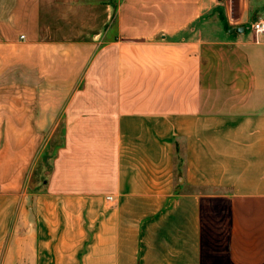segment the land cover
<instances>
[{
	"label": "crops",
	"instance_id": "obj_1",
	"mask_svg": "<svg viewBox=\"0 0 264 264\" xmlns=\"http://www.w3.org/2000/svg\"><path fill=\"white\" fill-rule=\"evenodd\" d=\"M2 1L0 264H264V0Z\"/></svg>",
	"mask_w": 264,
	"mask_h": 264
},
{
	"label": "rangeland",
	"instance_id": "obj_2",
	"mask_svg": "<svg viewBox=\"0 0 264 264\" xmlns=\"http://www.w3.org/2000/svg\"><path fill=\"white\" fill-rule=\"evenodd\" d=\"M2 2L5 3L4 0ZM9 80L7 81L12 82ZM12 80L20 81L22 82V84H27L28 86H31L33 84L31 82L34 81L33 79L31 80L28 79V77H26L25 75ZM10 93H12V95H10ZM15 93H18V91L17 90L10 91L8 89L7 90L2 89L0 90V97L9 99V97H12ZM25 93L26 96L30 98L36 96V91L33 90H28ZM60 134L61 131L57 133L56 137H53L49 141V144L46 149H45V138L37 139V145H39L38 147L40 148H35L36 150L34 153L26 155V157L28 158V162L24 164L22 171L18 172L19 182H21L19 188H21L23 193L27 194L25 201H23L22 203L23 204L22 212L21 211L19 212V214L23 215V217L19 216L17 228H16L18 230L17 232L19 236L25 234V228L21 227V225L24 222L26 210L30 211L33 208V205L36 204L35 196L41 194L43 195L45 194V190H47L49 176L53 170L54 159L57 155L56 153L58 147L62 146L64 142V139L59 137ZM178 157H179V163L181 164V162H183L184 157H182L181 155H179Z\"/></svg>",
	"mask_w": 264,
	"mask_h": 264
},
{
	"label": "built area",
	"instance_id": "obj_3",
	"mask_svg": "<svg viewBox=\"0 0 264 264\" xmlns=\"http://www.w3.org/2000/svg\"><path fill=\"white\" fill-rule=\"evenodd\" d=\"M251 29L256 35L264 34V16L255 20L251 24ZM112 197H108V200L112 201Z\"/></svg>",
	"mask_w": 264,
	"mask_h": 264
}]
</instances>
